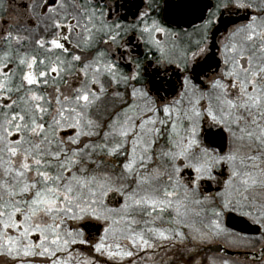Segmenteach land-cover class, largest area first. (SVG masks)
Instances as JSON below:
<instances>
[{
  "label": "snow or ice",
  "instance_id": "snow-or-ice-1",
  "mask_svg": "<svg viewBox=\"0 0 264 264\" xmlns=\"http://www.w3.org/2000/svg\"><path fill=\"white\" fill-rule=\"evenodd\" d=\"M20 7L23 32L0 26L4 264H140L160 250L164 264H229L201 256L228 235L224 214L264 227V0H217L211 12L204 0H166L162 17L149 0L130 24L108 0ZM221 9L245 10L247 22L202 79ZM195 19L197 39L182 31ZM129 33L149 66L182 73L171 97L143 83Z\"/></svg>",
  "mask_w": 264,
  "mask_h": 264
},
{
  "label": "flooded vegetation",
  "instance_id": "flooded-vegetation-1",
  "mask_svg": "<svg viewBox=\"0 0 264 264\" xmlns=\"http://www.w3.org/2000/svg\"><path fill=\"white\" fill-rule=\"evenodd\" d=\"M30 0H8V5H11L7 8V11H3L0 9V26H3V22L7 21L8 24L13 26V30L15 26L19 25L21 27V31L23 32V28L26 26L23 20V15L25 10L20 7V5L29 3ZM205 3L210 4L212 7L208 9V12L214 10L217 0H204ZM260 0H254V3H259ZM108 3L113 5V19L124 18L120 19L121 23L130 24L136 21L138 13L144 11L147 8L149 0H108ZM159 5L157 12L162 17L164 14V9L166 8V0H153V6ZM107 12V9H105ZM251 11V10H249ZM248 13L245 10L233 11L231 14L223 9L220 12H217V19L215 25L209 30V39L211 41V51L205 55L200 57V64L203 65L204 71L201 73V78L210 77L213 74V71L216 68V61L219 59V51L218 48L221 44V41L224 40L225 36L227 35L228 31H231L236 25H241L247 22L245 19ZM253 14H255L253 12ZM35 16V14H33ZM205 18H207V12L205 13ZM35 24H39L42 28L43 22L37 18L35 20ZM201 20L195 19L192 24H185L183 25L182 31H187L193 33V39L199 38V33L196 32V29L200 26ZM34 26V25H33ZM131 33H129L125 39H130ZM182 40L186 41L187 37L182 36ZM131 51L132 55L137 57V59L144 61V68H146L145 78L143 83L147 85L150 89H152L153 93H155V88L153 85H157L161 87L160 95L161 96H169L174 94L175 90L179 89V80L182 77V73L175 68L168 69L167 71L165 68H157L155 62L151 63L149 66L148 62L145 60V57L151 55L148 52L143 43L135 38H131ZM131 67H135L134 64ZM124 70H130L128 65L124 66ZM157 72L159 75H157ZM139 86V85H137ZM207 128V126H206ZM92 224L96 225L95 222ZM255 224V223H254ZM258 225V224H257ZM261 231L258 235L259 236L262 232V227L259 226ZM92 227L88 229L91 235L94 232L90 231ZM95 235V234H94ZM97 236V235H95ZM250 252V251H247ZM258 257H250L247 259L251 260H260L264 253V246H262L261 250L256 252Z\"/></svg>",
  "mask_w": 264,
  "mask_h": 264
},
{
  "label": "rangeland",
  "instance_id": "rangeland-1",
  "mask_svg": "<svg viewBox=\"0 0 264 264\" xmlns=\"http://www.w3.org/2000/svg\"><path fill=\"white\" fill-rule=\"evenodd\" d=\"M233 213L239 215L236 212H233ZM244 218L251 221L252 223H255L252 219H249L248 217H244ZM221 223L224 226V216L221 218ZM255 224H257V223H255ZM224 228L227 230L228 235L225 237H221L220 239L215 241L213 244L220 243L225 248H227L229 250L250 251V252H257L262 248V246H264V227H262V232L259 236L242 235V234L236 233L234 231H230L225 226H224ZM91 236L93 239L96 238V236L94 234ZM233 240L236 241L238 246H229V242L233 241ZM209 254H210L209 256L223 257L224 259H227L229 261V264H264V255L260 260H251V259L245 258L244 256H242V257H238V256L231 257V256H227L224 254H215V253H209ZM4 259L5 258L0 257V263H4Z\"/></svg>",
  "mask_w": 264,
  "mask_h": 264
},
{
  "label": "water",
  "instance_id": "water-1",
  "mask_svg": "<svg viewBox=\"0 0 264 264\" xmlns=\"http://www.w3.org/2000/svg\"><path fill=\"white\" fill-rule=\"evenodd\" d=\"M212 132L215 133L216 129H212ZM224 226L236 233L242 234V235H258L261 231L259 225L251 223L249 220L244 218L243 216H239L233 212L225 213L224 215ZM92 228L90 231L94 232L95 235H97L96 228L98 225L92 224ZM211 248V251H208L209 253H215V254H224L227 256H246L247 258L250 257H258V254L255 252H247V251H234L229 250L225 248L222 244H212L208 246Z\"/></svg>",
  "mask_w": 264,
  "mask_h": 264
},
{
  "label": "trees",
  "instance_id": "trees-1",
  "mask_svg": "<svg viewBox=\"0 0 264 264\" xmlns=\"http://www.w3.org/2000/svg\"><path fill=\"white\" fill-rule=\"evenodd\" d=\"M197 219H200V218H197ZM204 222L206 223L207 221L205 220ZM203 255H210V254L206 251V252L201 253V256H203ZM141 256L144 259L140 261V264H145V262H146V264H164V261H166L168 259V256L165 255L163 250H160V251H158V253H155V254L152 251L144 252V253H141ZM149 257H151L152 259H149ZM196 258L200 259V256H198ZM187 259L188 258L186 256L185 257H179L178 256L177 257V264H186ZM0 264H4V263H0Z\"/></svg>",
  "mask_w": 264,
  "mask_h": 264
}]
</instances>
